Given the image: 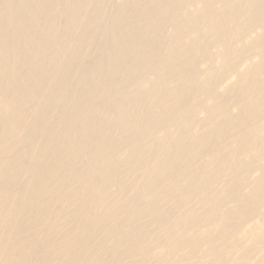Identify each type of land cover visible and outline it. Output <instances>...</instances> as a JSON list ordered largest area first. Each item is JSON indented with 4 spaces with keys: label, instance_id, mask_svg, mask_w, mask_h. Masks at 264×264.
I'll return each instance as SVG.
<instances>
[{
    "label": "bare ground",
    "instance_id": "6f19581e",
    "mask_svg": "<svg viewBox=\"0 0 264 264\" xmlns=\"http://www.w3.org/2000/svg\"><path fill=\"white\" fill-rule=\"evenodd\" d=\"M259 252L264 0H0V264Z\"/></svg>",
    "mask_w": 264,
    "mask_h": 264
},
{
    "label": "rangeland",
    "instance_id": "374dc122",
    "mask_svg": "<svg viewBox=\"0 0 264 264\" xmlns=\"http://www.w3.org/2000/svg\"><path fill=\"white\" fill-rule=\"evenodd\" d=\"M243 240L246 239V237H242ZM260 255L261 253H255L253 254L250 258H247V262L246 264H255V262H257L258 258H260ZM205 261H206V264H218L219 262H213L212 260H210L209 256H205ZM220 264H227V263H220Z\"/></svg>",
    "mask_w": 264,
    "mask_h": 264
}]
</instances>
